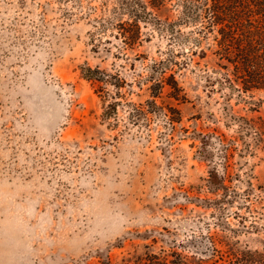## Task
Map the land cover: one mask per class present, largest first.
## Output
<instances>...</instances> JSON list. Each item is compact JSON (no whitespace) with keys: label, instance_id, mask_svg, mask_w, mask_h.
<instances>
[{"label":"rangeland","instance_id":"1","mask_svg":"<svg viewBox=\"0 0 264 264\" xmlns=\"http://www.w3.org/2000/svg\"><path fill=\"white\" fill-rule=\"evenodd\" d=\"M101 1L70 20L57 0H0V264H229L264 252V89L226 81L211 34L198 46L143 24L126 48L94 32ZM178 12L172 1L158 14ZM170 55L180 100L167 85L152 97L147 81ZM88 67L127 83L89 80ZM151 99L149 121L132 124L130 103ZM110 101L117 121L103 118Z\"/></svg>","mask_w":264,"mask_h":264},{"label":"trees","instance_id":"2","mask_svg":"<svg viewBox=\"0 0 264 264\" xmlns=\"http://www.w3.org/2000/svg\"><path fill=\"white\" fill-rule=\"evenodd\" d=\"M64 18L72 19L78 12L91 15L98 10V6L88 5V11L83 10V0H57ZM174 1L179 12L175 20H162L158 12ZM72 3V7L69 5ZM74 7H77L74 9ZM101 14L91 18L95 25L94 32L111 33L115 38H123L126 48H135L144 39L143 24H153L159 30L170 34L171 41H190L201 44L203 38L213 35L216 46L215 54L219 58V65L225 71V79L232 86L245 92L253 89H264V0H102ZM193 25L192 30L184 32L182 26ZM93 32V33H94ZM107 41H111L107 38ZM101 42V40H100ZM198 49V48H197ZM193 50L194 52L197 50ZM205 54L204 50H200ZM161 78L154 74L147 81L151 82L152 97L161 96L165 85L169 86L168 97L180 100L184 89L175 78V73L167 75L168 70H173L175 65L180 66L172 55L160 61ZM85 76L89 80L104 84H113L121 89L127 83L119 74H109L99 67H88ZM105 97L111 94L103 85ZM118 101H110L104 119L114 117L118 120ZM129 120L132 124L141 126L149 121V114L157 107L155 99L147 100L146 105L130 103ZM173 111L174 108H170ZM165 117L167 116L166 113ZM172 124L180 118L169 117ZM247 122V119H245ZM251 126V125H250ZM250 126L241 127L245 131L251 130ZM245 127V128H244ZM258 133V132H257ZM223 189L227 185L222 183ZM229 264H264V252L231 253Z\"/></svg>","mask_w":264,"mask_h":264}]
</instances>
